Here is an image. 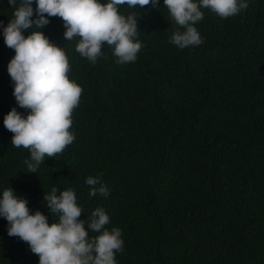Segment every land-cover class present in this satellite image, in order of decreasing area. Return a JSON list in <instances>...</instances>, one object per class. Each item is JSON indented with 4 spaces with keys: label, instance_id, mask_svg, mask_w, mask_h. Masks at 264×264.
<instances>
[{
    "label": "trees",
    "instance_id": "trees-1",
    "mask_svg": "<svg viewBox=\"0 0 264 264\" xmlns=\"http://www.w3.org/2000/svg\"><path fill=\"white\" fill-rule=\"evenodd\" d=\"M245 2L226 19L201 8L194 27L203 43L182 50L168 42L176 26L164 0L157 8L118 6L121 15L136 14L142 44L123 65L107 44L94 65L81 57L79 38H64L59 17L25 31L63 48L68 77L83 89L69 129L75 140L27 173L30 152L11 145L3 124L12 108L28 110L7 71L15 52L3 28L14 9L0 0V196L11 187L30 214L55 223L44 195L74 190L80 220L101 207L110 217L105 228L122 230L117 264H264V0ZM31 6L35 21L36 0ZM90 176L107 185V198L89 196ZM0 264H39L26 242L8 235L3 217Z\"/></svg>",
    "mask_w": 264,
    "mask_h": 264
},
{
    "label": "clouds",
    "instance_id": "clouds-1",
    "mask_svg": "<svg viewBox=\"0 0 264 264\" xmlns=\"http://www.w3.org/2000/svg\"><path fill=\"white\" fill-rule=\"evenodd\" d=\"M33 0H8L14 9L13 18L3 28L5 44L15 55L7 66L14 83L13 96L20 108L28 110L23 116L16 108L4 117V127L13 136L11 145L24 148L30 157L24 161L27 173H37L45 158L61 154L73 143L75 136L69 131L72 114L79 106L83 89L68 77L69 60L63 48L51 42L41 31L27 37L23 33L33 27L43 29L50 21L47 17L63 20L64 38H79L75 51L93 65L107 44L119 65L135 62L142 48L136 37L138 18L135 13L121 15L118 6L129 8L146 6L157 8L159 0H36L38 19L33 21ZM245 0H164L170 19L176 26L169 43L179 49L199 46L203 39L194 27L203 20L201 8L209 9L221 19L238 15L248 8ZM183 29V30H181ZM102 175V174H101ZM89 196L97 194L107 198L109 189L100 178L88 177ZM53 187L44 195L50 215L58 222L49 223L40 211L30 214L27 199L17 197L7 188L0 196V217L8 222V235L26 242L39 264H117L116 254L124 250L122 230L105 228L109 215L97 207L80 220L83 213L78 206L74 190L60 191ZM87 225V230L85 229ZM89 232L98 233L89 237Z\"/></svg>",
    "mask_w": 264,
    "mask_h": 264
}]
</instances>
